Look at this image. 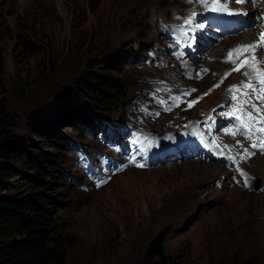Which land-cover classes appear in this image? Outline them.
<instances>
[{
  "label": "rangeland",
  "instance_id": "obj_1",
  "mask_svg": "<svg viewBox=\"0 0 264 264\" xmlns=\"http://www.w3.org/2000/svg\"><path fill=\"white\" fill-rule=\"evenodd\" d=\"M196 2L198 0H0V17L3 18L0 24V103L7 106L18 127L14 132L25 137L27 144L56 155L30 135V123L41 129L48 127L63 139L64 159L61 163L56 160L62 170L47 178L52 189H56L44 192L58 202L53 207L57 211L55 222L66 223L68 234L76 237L75 246L68 249L66 264H264V148L259 146L261 140L253 138V133L249 140L240 128L233 143L224 145L228 151L223 154L239 158L245 174L252 175L250 187L237 171L219 163L229 164L227 158L219 156L202 165L221 168L222 176L202 183L203 166L187 165L185 156L184 164L172 165L174 162L170 160L168 166L145 171V167L139 165L148 166L169 151L181 153L180 150L189 145L195 149V144L201 145L194 142L180 144L174 152L163 147L157 153H144L126 131L115 128L110 131L112 124H126L136 113L141 114L134 104L149 102L148 92L154 84L167 91L171 102L166 109L152 110V114L168 110L176 114L160 116L155 129L150 131L151 134L159 131L151 137L153 139H160L166 130L179 128L182 122L209 120L221 98L229 106L228 113L233 114L239 107L229 89L249 79L255 83V79L244 73L242 79L244 69L233 71L235 64L231 63L216 65L210 55L219 48L224 56L233 46L239 48L241 41L226 42L228 47L223 48L222 37L218 47L211 46L207 50L201 46L209 43L197 42L195 56L187 60L179 48L192 45L194 40L186 43L184 36L182 45L174 44L171 37L165 38V28L159 30L158 24L176 22L175 15ZM190 18L182 19L183 22L179 21L172 29L196 22ZM209 18L202 20L215 23L223 32L222 24ZM246 19L250 21L252 17L247 15ZM208 29L207 26L203 30ZM250 29L252 27H245L243 31ZM215 35L217 32L211 29L204 39L215 40ZM229 37L224 36L225 40ZM165 50L168 55L177 53L181 64L166 57ZM154 57L161 59L157 69L146 62H153ZM211 63L215 66L212 69ZM103 71L108 78L131 91L126 103L119 108L108 106L106 112L78 104L76 79L86 73L103 74ZM172 79L179 84L182 82L184 89L171 87ZM191 92L192 95L186 96ZM185 103L201 104L182 113ZM251 114L255 116L254 112ZM221 117L227 119L225 115ZM145 119L142 114V120ZM243 120L245 122L246 116ZM80 122H86L85 127L92 131L98 129V135L87 136L85 130L79 133L73 123ZM236 123L237 120L230 121V130L224 137H229ZM133 125L128 132L136 128V123ZM103 128L105 138L100 137ZM218 130L223 131L222 125ZM254 133L257 132L254 130ZM110 140H117L127 148L120 154L114 147L107 149ZM253 143L258 146L253 148ZM86 149L93 161L90 164L93 170L86 168L83 152ZM108 152L119 154L125 166L113 178L106 177L114 168L107 158ZM99 157H102L101 164L97 162ZM134 163L138 170L127 171ZM152 166L157 164L149 165ZM224 172L234 175L228 177ZM241 179L245 180L243 185L238 184ZM90 182L98 185L90 186ZM19 185L9 193H31L32 189L24 182L20 181ZM154 243L160 245L156 259L147 256Z\"/></svg>",
  "mask_w": 264,
  "mask_h": 264
},
{
  "label": "trees",
  "instance_id": "obj_2",
  "mask_svg": "<svg viewBox=\"0 0 264 264\" xmlns=\"http://www.w3.org/2000/svg\"><path fill=\"white\" fill-rule=\"evenodd\" d=\"M31 14V13H28ZM3 18L0 17L2 25ZM103 74L86 73L76 79L78 104L90 105L106 112L108 106L118 108L129 99L130 90ZM92 104V105H91ZM75 122V121H72ZM85 123H73L82 134ZM30 135L39 139L55 156L27 144L17 135V125L5 104L0 103V264H66L68 249L75 246L76 237L68 234L66 223H56L57 200L44 191L52 189L47 178L61 169L65 147L63 139L55 131L41 129L30 123ZM24 182L31 193L10 194ZM160 245L152 244L148 257L159 256Z\"/></svg>",
  "mask_w": 264,
  "mask_h": 264
},
{
  "label": "bare ground",
  "instance_id": "obj_3",
  "mask_svg": "<svg viewBox=\"0 0 264 264\" xmlns=\"http://www.w3.org/2000/svg\"><path fill=\"white\" fill-rule=\"evenodd\" d=\"M263 5H264V0H242V2H237V0H220L219 6L216 5L214 0H207L206 3H201V0H198V2H196L195 5L193 6L190 5L187 8H183L184 10H181L179 11L180 13H177L175 15L176 22H170V24H168L166 21H164L158 24L160 27L159 30L162 31L165 28V30L168 31L174 28V25L175 26L178 25L179 21L183 22L182 19H187L188 17H191L189 20H193V19L195 20L196 18H200L202 22H199V23L192 22L191 23L192 25L191 24L189 25L204 29L208 26L207 25L208 21H203L202 19L210 17V18H214L213 21H219L220 24H222V27L224 29L222 32V35L227 34L230 36L227 40H225L223 36V41H221L223 42V45H224L223 48L228 47L226 42L233 43L236 41H239V42L241 41L240 46L244 44L251 45V44H255L256 42H258L260 34L264 32ZM213 8H215L216 10H213ZM241 12H247L248 13L247 15L252 17V19L248 21L246 19L247 15H242ZM260 15H262V18H258L260 17ZM255 16L257 17L255 18ZM243 20H246L247 23L242 22ZM213 24L216 25L215 23ZM244 27H247V28L252 27V30L250 29L249 31H246V32L239 31V29L244 28ZM218 28L221 30L219 26ZM188 37L187 36L185 37L186 43H188L191 39ZM172 41L175 44V41L173 38H172ZM174 44H173V47L177 49V46ZM201 47L207 50L208 48L209 49L211 48V45L204 44ZM179 49L182 50V48H179ZM199 50L202 51V49H199ZM223 54H224L223 50L221 49L219 50V48L218 49L216 48L210 55L211 61H214V63L217 62L215 63L216 65H218V63L227 65L228 63L225 62V58L227 57V52L225 53L226 55L223 56ZM255 56H256V60L258 61L259 69L261 71H264V50H261L259 48L256 49ZM241 59L243 60L245 59V57L242 56ZM212 64L213 63L209 65L210 69H212V67H215ZM200 70H202V68H199V71ZM245 71H249V70L248 69L243 70L241 74L242 79H243V73H245ZM250 77H253L255 79L254 74H250ZM170 84H171V87L176 85L177 89H182V90L184 89V84L182 82H180V84L177 82H174V79L171 80ZM253 84L258 87V83L256 79H255V83ZM193 92L189 93L186 96L192 95ZM207 96H209V94L203 96V99H202L203 102ZM225 102L226 100L222 98L219 99L218 104H216V106L213 108V111L211 112L212 116L209 120H203V121L196 120V121H193L194 123L191 122V120H188L187 122H182L181 125L178 126L179 128H176L173 130H166L160 139L151 138V144L153 146L151 147V149L156 151L161 147L175 146V145L176 147H174L173 149H176L178 146H180V144L186 145L187 143L197 142L198 144L201 145V147L198 145L196 149L195 147H192L189 151H186L184 153H175L176 155H181L178 157V162L175 163V165L184 164V159H183L184 156L188 157V160H186L188 162L187 165H194L190 163H199L200 165L202 164L206 165V163L216 160L219 155L217 154L212 155V153H214L216 150H219L222 154L226 153L228 150H225L224 145L233 143L232 142L233 138H235L239 134V131L241 128L240 127L241 121L237 120L233 114L228 113L229 106L226 105ZM256 103L259 104L257 100L253 102V104H256ZM243 111L249 112L250 110L248 108H244ZM208 112H206V114ZM221 115H225L227 119L225 117L222 118ZM236 115H239V114H236ZM220 119H223V121H220ZM232 120H235V122L237 120L235 127L231 128L232 134H230L229 137H224L227 135V133L230 130L229 124H230V121ZM201 121L203 123H201L200 125H197V123ZM225 122H228V125L227 124L225 125L224 124ZM245 123H247V117H246ZM219 125H222L223 131L218 130ZM251 127L255 130L257 126L251 125ZM256 132L259 133L258 131ZM194 146H197V144H195ZM183 147L186 148V146H183ZM192 149L194 150L193 152H192ZM194 152H197V153L194 154ZM219 157L221 158V156ZM227 161L230 163L229 159ZM259 162H262V159H259ZM220 170L222 171V169L221 168L219 169L218 167L203 166V180H201L200 183L204 182V180L209 181L213 179V177L215 176L218 177L219 175L222 174ZM133 172L134 173L137 172L139 174L145 173V172H138L135 170H133ZM224 175L229 177L231 175H234V173L224 172ZM244 183H245L244 179L243 180L241 179L238 181L239 185H243Z\"/></svg>",
  "mask_w": 264,
  "mask_h": 264
},
{
  "label": "snow or ice",
  "instance_id": "obj_4",
  "mask_svg": "<svg viewBox=\"0 0 264 264\" xmlns=\"http://www.w3.org/2000/svg\"><path fill=\"white\" fill-rule=\"evenodd\" d=\"M207 0H201V3H206ZM217 6L220 4V0H214ZM237 2H242V0H237ZM213 10H216L213 8ZM231 14V13H230ZM264 50V32L260 34L259 40L255 44L251 45H242L237 49L230 50L226 59V62H231L235 64L233 71H241V69H248L245 71L244 75L246 77L250 74H254L255 79L258 83V87L254 85L249 79L246 83H242L241 86L230 88L229 91L232 93V99L237 101L239 107L235 110L233 115L237 120L241 121L240 127L244 129L243 135L245 138L251 140L252 133L254 129L251 125H256L255 131H258L261 136H264V71H261L258 67V61L256 60L255 52L256 49ZM245 57V59L240 60L237 64L236 61L240 57ZM230 74V73H229ZM177 101L179 98H174ZM253 99L259 102V105L250 103ZM192 105L190 104L189 107ZM244 108H248L250 111H243ZM236 112H240L241 115H236ZM254 112L255 116L251 113ZM247 117V123L244 122L243 117ZM232 134V133H229ZM253 148H256L258 145L253 143L251 145ZM261 148H264V139L259 143ZM143 166V165H139ZM247 186V185H246Z\"/></svg>",
  "mask_w": 264,
  "mask_h": 264
}]
</instances>
